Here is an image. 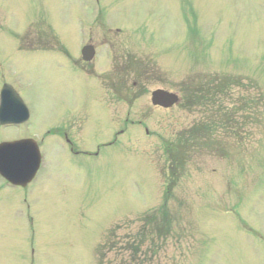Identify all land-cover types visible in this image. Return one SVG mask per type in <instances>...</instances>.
Wrapping results in <instances>:
<instances>
[{
  "label": "rangeland",
  "instance_id": "1",
  "mask_svg": "<svg viewBox=\"0 0 264 264\" xmlns=\"http://www.w3.org/2000/svg\"><path fill=\"white\" fill-rule=\"evenodd\" d=\"M93 5L0 0V79L19 87L32 115L0 128V141L38 136L45 158L27 189L0 186V264H264V0H101L102 19ZM97 16L126 34L109 37ZM34 22L68 49L53 50L54 39L49 52L15 50L49 41V26ZM83 31L100 55L86 75L70 59ZM121 64L126 79L111 93ZM214 83L226 90L227 130L199 104L217 100ZM121 87L132 105L116 100ZM159 88L181 101L154 107ZM120 128V142L98 155L75 156L66 140L93 152ZM194 128L199 142L174 150Z\"/></svg>",
  "mask_w": 264,
  "mask_h": 264
},
{
  "label": "water",
  "instance_id": "2",
  "mask_svg": "<svg viewBox=\"0 0 264 264\" xmlns=\"http://www.w3.org/2000/svg\"><path fill=\"white\" fill-rule=\"evenodd\" d=\"M178 97L162 90L153 93V103L169 107ZM40 163V153L32 141L0 145V173L15 185L26 186L35 177Z\"/></svg>",
  "mask_w": 264,
  "mask_h": 264
},
{
  "label": "trees",
  "instance_id": "3",
  "mask_svg": "<svg viewBox=\"0 0 264 264\" xmlns=\"http://www.w3.org/2000/svg\"><path fill=\"white\" fill-rule=\"evenodd\" d=\"M200 84H201V82L199 84L195 85L194 87L189 86V94L191 93L192 97H193L194 92L200 87ZM214 85H216L214 87V89H213V91L215 93L214 97L217 98V100L216 99H212L207 104L200 103V101L204 99V97H203V98H201L199 100V104L201 105V108L206 113L207 112H213L212 118H211V122L214 121V120H219V121L222 122L221 123L222 124L221 127H223V129L227 130V129L232 127V117L228 118V119H224V115L221 116L222 111H223L222 106H219V104L221 103V100H222V96H224L226 90L222 86L219 87L216 83H214ZM220 88L223 90L222 92H221ZM217 101H218V106L219 107L217 106L218 108L216 109V108H214V106H215V103ZM196 102L198 103V101H196ZM252 102L254 103V100ZM237 114L240 116L241 112L237 111ZM233 115L236 116V112H234ZM203 129H204V126H203ZM205 130L210 131L211 133H216L217 131L220 130V128L217 127V126L214 127V128L208 127V128H205ZM182 133L183 132L178 134L179 137L177 138V143L172 147L174 150H178V151L186 150V151H188V149L192 148V146H194L196 144V142H199V141H196L197 137H195L198 134V132L196 131V128L192 129L191 132H189L188 134H182ZM185 135H186V137H185ZM203 137H204V135H203ZM208 137L209 136L205 135L203 140L205 138H208ZM201 147H202V145H200V148ZM168 149H171V148H168ZM171 159L173 160V157H171ZM179 160H181V158Z\"/></svg>",
  "mask_w": 264,
  "mask_h": 264
},
{
  "label": "flooded vegetation",
  "instance_id": "4",
  "mask_svg": "<svg viewBox=\"0 0 264 264\" xmlns=\"http://www.w3.org/2000/svg\"><path fill=\"white\" fill-rule=\"evenodd\" d=\"M96 57H95V60L96 58H98L99 55V51L97 50L96 52ZM70 59L72 60V63H73V66H74V69L77 71L78 70V67L77 65L78 64H81V69H83L84 71L87 70V68L90 66V70H94V66L92 63H88L87 65L83 63L82 59L79 57V55H77L76 57L75 56H71ZM121 98V97H120ZM122 99V98H121ZM78 130V128H77ZM68 142L71 143L72 145V152L73 154L76 155H82V153L85 155V156H89L90 155V152L89 151H82L81 149H79L75 143V141L72 139V138H69V136H67V139Z\"/></svg>",
  "mask_w": 264,
  "mask_h": 264
}]
</instances>
